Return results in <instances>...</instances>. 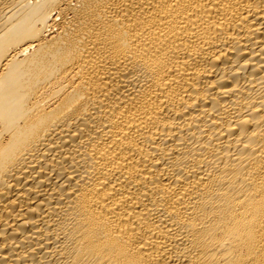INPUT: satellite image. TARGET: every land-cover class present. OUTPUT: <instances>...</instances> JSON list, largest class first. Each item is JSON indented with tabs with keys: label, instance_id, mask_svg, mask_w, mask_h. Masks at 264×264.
<instances>
[{
	"label": "bare ground",
	"instance_id": "1",
	"mask_svg": "<svg viewBox=\"0 0 264 264\" xmlns=\"http://www.w3.org/2000/svg\"><path fill=\"white\" fill-rule=\"evenodd\" d=\"M0 264H264V0H0Z\"/></svg>",
	"mask_w": 264,
	"mask_h": 264
}]
</instances>
